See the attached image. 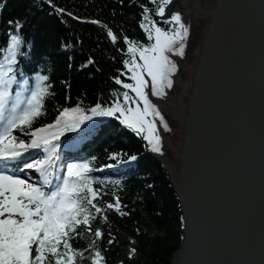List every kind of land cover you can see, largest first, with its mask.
I'll return each instance as SVG.
<instances>
[{
    "label": "water",
    "instance_id": "water-1",
    "mask_svg": "<svg viewBox=\"0 0 264 264\" xmlns=\"http://www.w3.org/2000/svg\"><path fill=\"white\" fill-rule=\"evenodd\" d=\"M172 12L189 27L184 55L169 54L163 97L146 89L168 124L162 154L139 137L180 206L169 264H264V0H172Z\"/></svg>",
    "mask_w": 264,
    "mask_h": 264
},
{
    "label": "snow or ice",
    "instance_id": "snow-or-ice-1",
    "mask_svg": "<svg viewBox=\"0 0 264 264\" xmlns=\"http://www.w3.org/2000/svg\"><path fill=\"white\" fill-rule=\"evenodd\" d=\"M171 2L149 0L167 28L159 26L152 19L149 7L141 5L143 19L140 27L147 36V44L140 45L124 37L131 55V60H124V67L130 73L131 82L114 78L124 90L115 93L117 97L122 96V100L117 98L110 105L97 102L88 109L79 104L65 107L51 123L36 128H32L34 121L44 113L47 97L53 95L48 83L50 77L36 70L32 77L34 83L30 86L26 72L17 74L18 57L27 55L22 49L26 41L19 31L21 24L8 21L12 27L5 45L0 46V264H84L85 260L89 264H106L102 250L96 246V240L103 236V232L100 227L93 230L92 223L98 218L107 219L106 215H101L105 208L126 214L122 211L120 197L116 195L114 203L106 204L100 199L103 193L94 184L103 185L107 178L91 175L96 157L80 163H67L66 170L57 173L54 166L59 156L58 142L64 133L75 132L93 117H110L141 137L152 152L162 154L157 121L165 131L168 124L146 89H150L151 97L160 98L166 89L172 87L171 77L176 64L169 54L182 57L189 35V27L179 12L165 17L166 6ZM107 35L116 41L111 30ZM14 85L13 96L10 90ZM30 150H39L42 156L38 153L34 158ZM119 157V153L113 152L110 158L117 164L126 163ZM136 159V155L127 156V162ZM102 167L111 168L113 165ZM24 170L38 174L37 181L21 178L19 173ZM112 183L120 185L119 180ZM85 232L94 238L87 248H74L72 239L82 238ZM108 243L112 244V239ZM135 251L131 249L129 255ZM85 252H88L87 256Z\"/></svg>",
    "mask_w": 264,
    "mask_h": 264
},
{
    "label": "trees",
    "instance_id": "trees-1",
    "mask_svg": "<svg viewBox=\"0 0 264 264\" xmlns=\"http://www.w3.org/2000/svg\"><path fill=\"white\" fill-rule=\"evenodd\" d=\"M141 5L149 7L152 17L155 5L149 0H0V46L5 45L12 27L9 20L21 24L19 31L26 41L22 49L27 55L18 57L17 74L26 72L30 86L36 70L50 77L53 95L45 100L44 113L32 128L51 123L65 107L79 104L88 109L97 102L110 105L117 98L123 99L115 95L124 90L114 78L130 83L124 60H130L131 55L124 37L140 45L148 43L140 27ZM57 8L64 11L58 12ZM109 30L116 35L115 42L108 37ZM10 91L14 96L16 86ZM58 143L62 144L63 154L57 169H66L68 161L80 163L96 157L91 175L107 178L103 185L94 184L103 193L100 199L106 204L114 203L116 195L120 197L126 214L105 208L101 215L107 219L98 218L92 223L93 230L100 227L103 232L96 246L102 250L106 264H169L182 241L180 206L164 165L147 155L143 142L117 121L109 120L92 139H73L66 132ZM71 143L78 150L68 154L64 147ZM30 151L37 158L39 150ZM113 152L126 163L117 164L111 159ZM128 155H136L137 159L127 162ZM105 164L114 169L103 168ZM22 173L30 180L35 178L32 170ZM115 180L120 181L119 186L112 183ZM93 238L85 232L71 243L82 250ZM131 249L136 251L130 256ZM84 264L89 262L85 260Z\"/></svg>",
    "mask_w": 264,
    "mask_h": 264
},
{
    "label": "bare ground",
    "instance_id": "bare-ground-1",
    "mask_svg": "<svg viewBox=\"0 0 264 264\" xmlns=\"http://www.w3.org/2000/svg\"><path fill=\"white\" fill-rule=\"evenodd\" d=\"M152 17H153V19L155 20V18H154V15H152ZM156 21V20H155ZM157 22V21H156ZM158 23V25L159 26H161V27H163V26H165L163 23H159V22H157ZM131 57V56H130ZM171 185H172V187H173V190H174V186H173V184L171 183ZM175 192V191H174ZM176 194V193H175ZM177 196V195H176ZM181 218H182V216H181ZM182 220V231H183V219H181Z\"/></svg>",
    "mask_w": 264,
    "mask_h": 264
},
{
    "label": "rangeland",
    "instance_id": "rangeland-1",
    "mask_svg": "<svg viewBox=\"0 0 264 264\" xmlns=\"http://www.w3.org/2000/svg\"><path fill=\"white\" fill-rule=\"evenodd\" d=\"M158 1V0H157ZM137 59H138V57H137ZM130 60H131V57H130ZM129 76H130V73H128V76H127V78H129Z\"/></svg>",
    "mask_w": 264,
    "mask_h": 264
}]
</instances>
